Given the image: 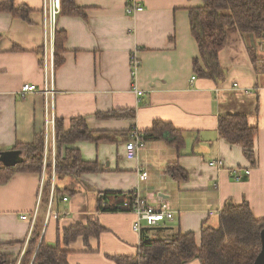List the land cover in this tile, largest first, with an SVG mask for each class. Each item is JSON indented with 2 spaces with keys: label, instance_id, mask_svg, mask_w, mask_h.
<instances>
[{
  "label": "crops",
  "instance_id": "1",
  "mask_svg": "<svg viewBox=\"0 0 264 264\" xmlns=\"http://www.w3.org/2000/svg\"><path fill=\"white\" fill-rule=\"evenodd\" d=\"M138 1L144 9L134 15L127 14L128 0H76L86 9L85 17L58 14L56 30L66 31L67 41L64 63L53 68L56 119L68 127L72 118L83 116L92 131L105 132L113 140L68 145L85 160L98 163L100 170L58 178L55 183L61 189L74 190L67 193V201L54 191L50 201L52 187L48 197L45 171L15 172L0 183V254L11 260L24 255L35 223L42 226L45 240L55 243L63 228L95 219L104 231L89 238V247L83 237L64 246L70 264H117L112 256L137 254L141 245V233L133 229L137 215L99 211L101 191H136L149 202L161 203L173 217L150 227H180L184 233L195 232L198 241L203 225H217L229 199L236 204L247 201L254 216L264 218V71L253 63L254 54L264 58V38L230 28L220 52L227 77L217 85L194 70L200 53L191 32L190 10L203 0ZM14 4L29 7L31 13L27 21L0 11V152L31 143L36 133L45 132L51 102L41 89L23 91L26 83L43 87L45 65L48 61L50 67L53 57L55 35L54 40L46 35L45 0ZM133 59L140 63L135 74ZM192 76L196 78L191 80ZM134 83L143 95L137 96ZM111 112L119 115L103 116ZM222 113H246L258 127L256 166L243 147L219 135ZM155 120L183 131V155L165 139L144 143L134 154L127 150L132 134L150 129ZM51 149L47 159L53 158ZM213 160L223 164L212 166ZM175 161L189 173L187 180L167 175L168 165ZM144 170L148 176L142 180Z\"/></svg>",
  "mask_w": 264,
  "mask_h": 264
},
{
  "label": "trees",
  "instance_id": "2",
  "mask_svg": "<svg viewBox=\"0 0 264 264\" xmlns=\"http://www.w3.org/2000/svg\"><path fill=\"white\" fill-rule=\"evenodd\" d=\"M0 11H10L15 17L27 21L31 13V9L25 5L16 8L14 0H0ZM61 14L85 17L86 9L79 6L76 0H61ZM190 25L200 53L199 57L194 58L195 73L220 85L227 77L221 64L220 52L227 43L229 29L235 27L241 33L264 38V0H203L201 6L190 10ZM66 41L67 32L56 30L52 58L54 71L64 63ZM39 54L43 63L45 49L41 48ZM253 63L257 70L264 71V58H258L254 54ZM131 114L135 116V110ZM118 115V112H111L103 116L113 118ZM218 132L229 143L243 147L247 159L253 166L257 165L255 139L258 127L249 122L246 113L220 114ZM162 139L171 143L180 156L183 155L182 149L186 145L183 131L175 128L170 122L155 120L150 129L140 133L142 144ZM79 140L101 142L113 139L105 132L92 131L83 116L72 118L68 127L63 119L57 118L55 163L49 158L45 165V132L36 133L31 143L18 144L13 148L24 152L23 162L13 167L0 165V183L7 182L15 172L45 171L44 190L48 197L50 187L54 183V194L64 198L71 190L61 189L55 183L58 178H79L83 173L100 170L98 163L85 160L78 149L68 147ZM166 173L174 180L185 181L189 178V173L178 161L169 164ZM138 197L136 191H101L97 199L98 210L133 211ZM263 229L264 218H256L247 201L236 204L229 199L220 211L218 225H203L199 241L195 232L184 233L180 227L161 230L148 226L143 227L140 232L141 245L137 254L115 255L111 258L117 264H188L196 259H199L201 264H253L262 249ZM154 230L158 232L153 234ZM103 231L104 227L96 219L78 222L63 228L58 241L52 243L45 240L42 226L35 223L22 258L19 261L11 260L8 256L0 254V264H70L69 252L64 246L83 237L89 247V238L98 237Z\"/></svg>",
  "mask_w": 264,
  "mask_h": 264
},
{
  "label": "built area",
  "instance_id": "3",
  "mask_svg": "<svg viewBox=\"0 0 264 264\" xmlns=\"http://www.w3.org/2000/svg\"><path fill=\"white\" fill-rule=\"evenodd\" d=\"M144 9V5L141 4L138 0H128L126 11L129 15H134L139 11H142ZM61 11V0H45V31L47 37L50 38V40H54V35L56 32V23L58 14ZM54 43L51 44L53 46ZM53 58V57H52ZM51 58L50 62L52 63L53 59ZM50 63V67L46 63L45 65V82L43 84L42 88H39L37 84L34 83H26L23 86L24 92H35L39 89L42 90V92L51 97V102L49 103V113L46 117V131H45V164L47 161V153L48 148L52 146V154H53V163H55V125H56V115H55V84H54V71H53V65ZM140 63L138 60L133 59V74L136 73ZM196 76H192L191 80H194ZM133 90L137 94V96L143 95V90H141L137 84H133ZM131 140L127 143L126 148L131 153L134 154L136 149L138 147H141L143 144L140 140V132L136 131L132 134ZM211 165L215 166H221L223 164L222 160H215L210 162ZM248 173L250 170L247 171ZM148 176V171L144 170L141 172V179L144 180ZM53 188L54 185L52 184V194L50 201H52V195H53ZM65 201L68 200V197L63 198ZM137 205L133 209V212L137 215V219L135 220L133 224V229L137 232H141L143 228V222H146L149 226H154L159 224L161 221L165 220L166 218H172L173 212L171 210H168L165 208L164 205L161 203H152L147 201L146 199L142 197H138ZM37 216V211L32 216V224L35 223ZM23 219L28 218L27 215L21 216Z\"/></svg>",
  "mask_w": 264,
  "mask_h": 264
},
{
  "label": "water",
  "instance_id": "4",
  "mask_svg": "<svg viewBox=\"0 0 264 264\" xmlns=\"http://www.w3.org/2000/svg\"><path fill=\"white\" fill-rule=\"evenodd\" d=\"M24 161L22 150L12 149L0 153V164L5 167H13ZM253 264H264V229L262 231V249Z\"/></svg>",
  "mask_w": 264,
  "mask_h": 264
},
{
  "label": "rangeland",
  "instance_id": "5",
  "mask_svg": "<svg viewBox=\"0 0 264 264\" xmlns=\"http://www.w3.org/2000/svg\"><path fill=\"white\" fill-rule=\"evenodd\" d=\"M48 64V61L46 62ZM53 65V62L51 63ZM54 68V67H53ZM45 82V81H44ZM55 84V83H54ZM51 194H52V190H51ZM218 225V223H217ZM215 225V227L217 226ZM193 263L190 262V264H198V262H201L199 259H197L196 261H192Z\"/></svg>",
  "mask_w": 264,
  "mask_h": 264
}]
</instances>
